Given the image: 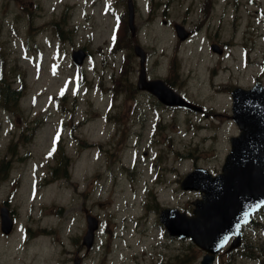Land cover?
Here are the masks:
<instances>
[{
    "label": "rangeland",
    "instance_id": "1",
    "mask_svg": "<svg viewBox=\"0 0 264 264\" xmlns=\"http://www.w3.org/2000/svg\"><path fill=\"white\" fill-rule=\"evenodd\" d=\"M128 1L0 0V87H21L16 103L0 93V209L16 220L10 235L0 229V264H200L191 242L159 227L154 206L189 210L197 194L181 190L180 178L195 163L221 167L238 129H207L182 113L174 122L161 111L169 141L149 147L150 97L135 89L132 48H145L153 71L172 63L178 89L197 103L227 107L222 83L264 81V0H130L136 33L125 38ZM176 23L193 38L179 42ZM213 42L231 51L214 53ZM79 48L88 55L82 66L72 60ZM87 213L101 225L89 253ZM255 221L253 258L237 264H264V209Z\"/></svg>",
    "mask_w": 264,
    "mask_h": 264
},
{
    "label": "water",
    "instance_id": "2",
    "mask_svg": "<svg viewBox=\"0 0 264 264\" xmlns=\"http://www.w3.org/2000/svg\"><path fill=\"white\" fill-rule=\"evenodd\" d=\"M129 24L134 26V9L130 4ZM178 35L185 39L187 33L177 26ZM136 53L144 61L145 55L140 46ZM84 51L74 52V60L81 63ZM160 99L169 104H187L180 96L164 95L157 90ZM235 119L242 130L238 137L232 138V151L223 166V174L212 176L207 170L196 169L184 180L182 188L196 189L202 198L195 200L192 215L177 208H165L159 219L169 234L192 241L211 253L206 255L203 264H212L214 254L236 236L232 247L240 245L241 228L251 215L264 205V86L257 84L251 90L236 89L233 92ZM170 101H169V100ZM2 231L10 234L13 219L6 207L1 209ZM89 229L84 237L85 244H93L98 222L88 217Z\"/></svg>",
    "mask_w": 264,
    "mask_h": 264
},
{
    "label": "flooded vegetation",
    "instance_id": "3",
    "mask_svg": "<svg viewBox=\"0 0 264 264\" xmlns=\"http://www.w3.org/2000/svg\"><path fill=\"white\" fill-rule=\"evenodd\" d=\"M190 38V37H189ZM188 38V39H189ZM215 43V42H213ZM212 45V44H211ZM213 45H219L220 44H213ZM164 71V66L162 64H158L156 66V70H151L150 66V58H147L144 64V67L139 65V69H136V73L134 72V86L137 87V79H139L141 73L143 75H147L148 81H156L158 79H162L165 84L172 87L174 90L179 92L186 100H189L191 102H196L193 100V98L188 94L182 91V89H178V87L181 86V83L179 81L181 80V75L176 72V70L173 69V65L169 63V66L166 69V72L164 74H161ZM233 85L227 86L226 88L230 89ZM140 94L145 96L146 98L150 97V100L147 99L144 101V106L149 110L148 113H146L143 118L145 120L150 119L149 124V130H146L147 134L146 136L150 140H157L160 137L165 136L166 134L162 132V127L165 125V120H168L167 118L160 116L161 111H164L165 113L169 115H175L179 111H182L184 113H187L189 115H196L199 116L200 119L205 120L207 122H220V123H227L231 121L232 116L230 114H224V115H218L216 113V110L212 107L214 106H206L203 102H196L199 106H201V111L194 112L191 109L187 108H179V107H171L168 106L161 101L157 99L151 92L147 90H139ZM175 120V117H173ZM141 135V134H140ZM240 249H233V250H227L224 253H228L229 257H236V254L238 253ZM222 255V253L220 254ZM218 256V258L220 257ZM26 264V262H24ZM66 264V262L64 263Z\"/></svg>",
    "mask_w": 264,
    "mask_h": 264
},
{
    "label": "trees",
    "instance_id": "4",
    "mask_svg": "<svg viewBox=\"0 0 264 264\" xmlns=\"http://www.w3.org/2000/svg\"><path fill=\"white\" fill-rule=\"evenodd\" d=\"M0 93L6 100L11 98L15 101L19 97V90L10 88L6 83L0 87Z\"/></svg>",
    "mask_w": 264,
    "mask_h": 264
},
{
    "label": "bare ground",
    "instance_id": "5",
    "mask_svg": "<svg viewBox=\"0 0 264 264\" xmlns=\"http://www.w3.org/2000/svg\"><path fill=\"white\" fill-rule=\"evenodd\" d=\"M92 112V111H91ZM102 117V116H101ZM93 148H94V150H96V149H100L101 150V148L100 147H97V146H92ZM91 148V147H90ZM92 148V149H93ZM96 148V149H95ZM89 149V148H88ZM97 151V150H96ZM88 153V152H87ZM48 213V212H47Z\"/></svg>",
    "mask_w": 264,
    "mask_h": 264
}]
</instances>
